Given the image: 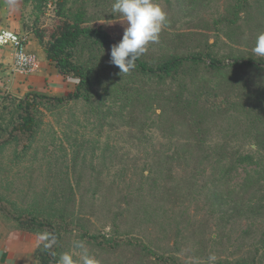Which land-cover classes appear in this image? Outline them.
Here are the masks:
<instances>
[{
    "label": "rangeland",
    "instance_id": "rangeland-1",
    "mask_svg": "<svg viewBox=\"0 0 264 264\" xmlns=\"http://www.w3.org/2000/svg\"><path fill=\"white\" fill-rule=\"evenodd\" d=\"M157 2L166 11L167 22L159 42L148 45L142 60L155 67L174 55L211 52L222 65L211 69L206 59L186 64L175 77L142 75L135 69L120 75L109 62L111 46L84 35L67 45L66 52L74 63L93 68L97 89L107 99L99 114L85 99L64 104L38 100L29 110L36 119V132L29 140L18 122L20 104L25 107L22 101L31 93L0 104V130H13L4 134L10 143L0 148V264H40L35 250L46 242L47 230L24 224L31 216L61 225L56 257L61 260L67 254L73 264H85L86 259L93 264H215V245L200 246L197 237L212 243L202 234L215 237L233 201L264 204V67L233 63L235 58H262L252 48L264 32V0H248L244 17L236 16L235 24L227 21L237 0ZM113 3L13 0L11 4L19 10L21 32L32 33L46 49L64 20L101 26L118 43L126 21L113 14ZM68 76L77 87L79 78ZM179 91L194 100L184 112L176 103ZM125 97L126 106L120 101ZM115 99L118 102L112 103ZM94 101L97 106L102 103ZM172 149L180 150V157L165 155H172ZM248 155L253 164L240 162ZM143 169L152 170V176L139 192V182L147 174ZM76 181L80 188L75 203L70 189H76ZM147 192L163 199L152 205L147 221L155 215V220L169 223L175 235L178 227L189 225L200 232L196 229L191 239L174 238L149 222L139 225L130 213L135 215V207L123 202L124 193ZM243 213L234 218L226 214L230 221L225 225L236 230L219 252L238 262L243 251L252 248L255 262L264 264V248L251 247L264 230V208L257 218L246 214L248 208ZM245 228L251 239L242 249L236 238L241 239ZM50 241L53 245L55 239Z\"/></svg>",
    "mask_w": 264,
    "mask_h": 264
},
{
    "label": "trees",
    "instance_id": "trees-1",
    "mask_svg": "<svg viewBox=\"0 0 264 264\" xmlns=\"http://www.w3.org/2000/svg\"><path fill=\"white\" fill-rule=\"evenodd\" d=\"M246 1L242 0H237V2L234 4L235 10L233 11V17L227 21L228 24H235L236 22V16L240 15L243 13V17L246 11H244V8L246 7ZM246 10V9H245ZM89 36L95 39L96 41L102 43V44H107L112 47V45L116 44L117 42L112 38V34L108 32L107 30L105 31L101 26L99 27H84L81 26L77 22H71L70 20H64L59 24L55 30L51 34L52 42L48 48H44L47 54V58L51 61H54L59 68L60 72L68 76L69 73H72L73 75L77 76L79 78V83L76 87V90L73 93H69L67 96H50L48 94L44 93H39V92H28L27 94L31 93L32 100H30L28 97V100L22 101L24 102L25 107H23V104H20V120L18 122V126L20 127V130L23 132V134L30 140L31 137L35 134L36 130V119L34 114L29 111L31 106L33 105V102H38V100L42 99H49L50 101H54L55 103L58 104H64L66 101L70 100H80V99H85L90 103L91 109L94 110L97 114H99L101 111H99V108H103L106 106V101L105 95L103 93H99L96 85V80L93 79L94 76V71L92 67L87 68L85 64H76L72 61L71 54L66 52L68 48L66 49L67 45H74L77 43L79 38L81 36ZM42 42V39H40ZM206 59H209L208 65L210 66L211 69L218 68L222 65V61L215 57V55L211 52H194V53H186V54H178L174 55L172 57H169L162 61L160 64L157 66L153 67L150 66L146 61L142 60L141 57L136 61V67L134 68L135 71L139 74L146 75V74H152L154 76L158 77H175L176 74L180 73V71L186 66V64H199L204 62ZM242 58H235L233 60L234 64H241V65H248L256 68H263L264 67V58H257V59H248V60H240ZM261 68V69H262ZM96 77V76H95ZM120 90H115L114 92H118ZM177 95L176 97V103L179 104L181 112H184L188 110L190 107L194 106V100H191L189 96L184 95L181 91L175 93ZM15 95L12 94H7L3 101L0 103H5V101L9 98ZM100 100L102 103H99L97 106L96 102L94 100ZM123 102L124 106H126V103L129 102L127 97H125V100H120ZM118 102L117 99L113 101L112 103ZM5 108V107H3ZM12 134L13 130H8L6 131L5 129L0 130V148L6 147L10 143V139L4 138V134ZM171 151V149H169ZM172 155H167V157L174 158L176 155L180 153V150L172 149ZM209 156V155H207ZM251 156H246L243 157L244 161L240 162H247L250 164H253L252 160L250 159ZM248 160V161H245ZM146 178L142 181L139 182L137 191L142 192L144 191V187L148 183V179L152 176V170L149 169H143L142 173H146ZM158 176L154 177V184L158 186L157 183ZM250 178H247L245 188L249 185ZM77 185L75 190H72L74 187H71L72 191V197L74 202H78V194L76 193V190L80 188V183L79 181H76L75 186ZM219 183L215 182V186L218 187ZM244 188V189H245ZM69 190V191H70ZM123 192V190H122ZM119 191V193H122ZM150 196L152 198H150ZM217 194L215 193V197ZM95 197V196H94ZM238 197V195H237ZM129 199L128 201H125V199ZM149 199V201H147ZM153 199H157L155 202H150ZM163 199H158L156 195L150 194V193H144L143 195H140V193H135V194H125L124 193V203L135 207V215L130 212L134 218L138 221L139 225H143L144 222L146 223H151L153 227H158V229L162 231H169L171 232V228L169 229L167 226L169 223H165L162 221L155 220V215L149 219L148 221L146 220L147 214L149 211H151V207L154 203H158L159 201H162ZM226 202V201H225ZM234 202V201H233ZM232 205L229 206V213L227 212L229 218H234V217H241L244 216L243 210L248 208L250 213H246L249 215L250 218H257L259 216V212L261 209L264 208L263 201L261 200H252L249 203H240L238 204L236 201ZM231 211V212H230ZM224 213V221L222 226L219 225V227L215 230V237L213 235H210V237H207V234H202L203 237L207 240H211L212 243H207L205 240L202 238L201 235L197 237L198 244L200 246H206L207 244H213L215 245V264H257L255 262V257L253 255V249H245L243 251L241 258L238 262L232 261L231 257L223 256L220 254L219 250L223 246L226 245L227 241H229L231 234L234 230L233 227H227L225 224L228 223L230 220L228 219L227 215ZM31 219H27L24 221V224L26 223L28 226H31L30 229H35L36 227H40V230H44V228L47 230V235H46V242L39 245V247L36 248L35 250V257L37 258L38 262L40 264H60V259L56 257L57 250H56V245L59 244V241L61 242V237H62V232L63 229L60 226H56V224L53 220L50 223H45L43 221H40L37 219L36 216H31ZM168 229V230H166ZM196 227L193 225L189 226H184L183 228L178 227L177 234H174L171 232V236L174 238L181 237L183 239H191L192 236L196 232ZM33 230V231H35ZM198 230V229H197ZM199 231V230H198ZM200 232V231H199ZM242 237L240 239V236L236 238L237 241L240 242L241 248L243 249V243L247 239H251L249 237L251 235L250 230L247 228L242 229L241 231ZM94 235V234H93ZM175 235V236H174ZM92 237H96L95 235ZM51 239H55L54 244L52 245ZM188 239V240H189ZM143 243V246L144 247ZM259 245V247H258ZM256 249V251H259V248L262 247L264 248V230L262 232V236L259 238L257 241L256 245L251 246ZM139 255V254H138ZM255 255V254H254ZM140 258L142 260V257L140 255ZM147 258L145 254H143V261ZM209 258V255H208Z\"/></svg>",
    "mask_w": 264,
    "mask_h": 264
},
{
    "label": "clouds",
    "instance_id": "clouds-1",
    "mask_svg": "<svg viewBox=\"0 0 264 264\" xmlns=\"http://www.w3.org/2000/svg\"><path fill=\"white\" fill-rule=\"evenodd\" d=\"M112 12L126 21L122 39L111 47L109 61L122 75L136 67V61L147 51L149 44L159 42L167 13L157 0H114ZM252 52L264 58V32L257 35ZM60 264H73V260L64 254ZM85 264L93 262L86 259Z\"/></svg>",
    "mask_w": 264,
    "mask_h": 264
},
{
    "label": "crops",
    "instance_id": "crops-1",
    "mask_svg": "<svg viewBox=\"0 0 264 264\" xmlns=\"http://www.w3.org/2000/svg\"><path fill=\"white\" fill-rule=\"evenodd\" d=\"M12 2L13 0H0V29L10 28L21 32L19 10L11 4ZM26 35L27 48L36 53L39 68L30 74L16 71L12 48L0 47V103L7 94L23 95L28 92H39L62 96L73 91L76 81L72 77L63 75L56 63L47 58L44 47L32 33L28 32ZM2 256L3 251L0 250V261Z\"/></svg>",
    "mask_w": 264,
    "mask_h": 264
},
{
    "label": "built area",
    "instance_id": "built-area-1",
    "mask_svg": "<svg viewBox=\"0 0 264 264\" xmlns=\"http://www.w3.org/2000/svg\"><path fill=\"white\" fill-rule=\"evenodd\" d=\"M27 35L10 28L0 30V47L13 49L14 69L22 74H29L39 68V59L27 48Z\"/></svg>",
    "mask_w": 264,
    "mask_h": 264
}]
</instances>
